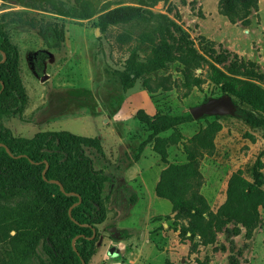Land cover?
Masks as SVG:
<instances>
[{
    "label": "trees",
    "instance_id": "16d2710c",
    "mask_svg": "<svg viewBox=\"0 0 264 264\" xmlns=\"http://www.w3.org/2000/svg\"><path fill=\"white\" fill-rule=\"evenodd\" d=\"M17 1L27 4L26 0ZM30 1L41 10L63 17L91 19L97 15L91 0H74L73 5L60 0ZM136 1L139 7L109 10L95 22L101 33L113 27L123 29L117 39L128 46L129 55L124 69L115 72L123 90L134 88L141 79L142 87L151 95L175 87L187 97L194 88L202 90L209 82L222 95H230L239 107L237 116L264 137V73L259 66L237 54L218 52L210 44L197 49L176 22L150 9L160 0ZM258 1L219 0L218 10L231 21L245 22ZM51 31L62 38L56 27ZM45 40L51 49L61 46L54 39ZM20 60L18 46L0 21V238L11 245L6 264H91L98 252V226L108 216L106 190L114 187L118 176L123 177L131 164L118 167V176L98 169L89 153L105 155L98 137L67 131H41L31 138L14 135L4 120L23 115L29 103ZM173 63L182 67L179 82L157 74ZM135 117L149 133L140 143L135 161L151 145L166 165L155 193L172 205L176 213L172 228L182 244H190V253L215 245L221 233L236 237L244 231L245 239H252L261 226L264 210V153L253 163L250 178L242 169L231 175L226 199L215 211L201 191L205 180L200 165L203 158L215 154V140L223 129L220 120L225 117L207 121L191 137L179 130L195 121L191 114L158 112L150 116L140 109ZM167 132L170 135L162 136ZM177 145L183 147L185 163L169 162V148ZM135 199H131L133 204ZM94 232L96 236L91 239ZM210 263V256L196 262Z\"/></svg>",
    "mask_w": 264,
    "mask_h": 264
},
{
    "label": "rangeland",
    "instance_id": "374dc122",
    "mask_svg": "<svg viewBox=\"0 0 264 264\" xmlns=\"http://www.w3.org/2000/svg\"><path fill=\"white\" fill-rule=\"evenodd\" d=\"M60 1L66 5L74 3V0ZM91 1L97 15L80 19L41 10L30 0H26V5L17 0H0V21L20 50L21 75L29 96L23 115L6 118L4 124L14 135L26 138L41 131L108 137L104 156L95 151L89 153L98 169H107L117 175L118 167L124 168L135 161L140 143L149 135L136 119L135 112L142 109L150 114L186 115L194 106L222 94L206 82L202 90L194 88L187 97L182 96L183 90L179 92L175 87L151 95L142 87L141 79L134 88L124 91L115 76L117 70L124 69L129 55L128 46L117 39L123 29L113 27L105 33L99 30L98 34L95 22L99 15L109 10L139 5L136 0ZM218 3L219 0H160L150 9L176 22L189 34L197 49L210 44L218 52L228 51L256 63L264 73V0L258 1L257 8L245 22L241 19L231 21L221 15ZM54 27L61 33V39L51 31ZM45 37L60 42L61 46L49 48ZM43 54L47 55L41 61ZM181 69L180 64L173 63L157 74L179 82ZM200 73L202 71L198 70ZM214 119L206 116L180 126L179 130L191 137L207 121ZM220 121L223 129L215 140L216 152L212 157L203 158L200 165L205 180L201 191L215 211L226 199L231 175L242 169L250 178L253 163L264 153L261 131L250 128L238 116ZM169 162H186L181 145L169 148ZM160 166L159 156L146 149L137 169L144 176H151L154 183ZM152 183L148 184L150 188ZM136 185L132 183L130 187L123 181H116L113 188L106 190L109 211L100 226L98 248L104 251L100 264H196L206 256L211 257L210 264H264V210L261 226L252 239L246 240L244 231L236 237L221 233L215 245L190 253V244H182L179 233L172 228L176 213L157 216L170 210L171 204L155 197V193L150 197L131 192ZM133 197L136 198L134 204ZM111 228L121 232L119 239L112 236ZM100 251L93 264L102 258ZM10 252L9 241L0 238V264H6Z\"/></svg>",
    "mask_w": 264,
    "mask_h": 264
},
{
    "label": "crops",
    "instance_id": "0c3cea01",
    "mask_svg": "<svg viewBox=\"0 0 264 264\" xmlns=\"http://www.w3.org/2000/svg\"><path fill=\"white\" fill-rule=\"evenodd\" d=\"M136 113L137 112H135L134 114L136 115ZM147 113L150 116H153L154 114H156V113L150 114V112H147ZM162 136H166V135L163 134ZM100 139L102 141L103 148H104V152H105L106 151V148H107V141L109 140V138L107 137V139H105V138L101 137ZM146 149H150L151 151L153 150L152 147L149 148V146H147L144 149V151H143L140 159L138 161H134L129 166V168L125 171L124 176L118 178L117 181L118 182L119 181H123L127 186H130V184H132V183H136L137 185H136L135 190L133 188H131V189H133L131 192H134L135 194L138 193L139 195L144 193V194H148V196L152 197V195H155L156 194L154 192L155 191V188H156V185L159 182L160 174H161L162 170H164L166 168V165H164L161 162V166L159 167L158 175H156V177L154 178V183H152L153 180H152L151 176H144L143 173L142 172H139L138 169H137L138 168V164L140 163V161L144 157V153H145ZM106 172H108V171H106ZM108 174H109V172H108ZM150 182L152 183V188H150L149 185H148ZM155 197H157V196H155ZM171 212L173 213V211H172V205H171V209L170 210H168L165 213H159V214H157V216L158 215H163V214H168V213H171ZM149 219H150V217H149ZM100 226H98L99 231H101L100 230ZM99 251H100V247L98 248V253L93 257V259L91 261V264H93L92 262H93L94 258L99 254ZM102 252H104V251H100V255H101L102 258L99 259V262L97 264H100L103 261ZM109 254H110V250H109Z\"/></svg>",
    "mask_w": 264,
    "mask_h": 264
},
{
    "label": "water",
    "instance_id": "95a60500",
    "mask_svg": "<svg viewBox=\"0 0 264 264\" xmlns=\"http://www.w3.org/2000/svg\"><path fill=\"white\" fill-rule=\"evenodd\" d=\"M97 33L99 34V29H97ZM46 77H43V80H45ZM239 107L234 102L233 98L228 95L224 94L217 98L209 99L208 101L203 102L200 105L194 106L190 110V114L193 116L195 120L201 119L203 117H235L239 113ZM45 174V170L43 172ZM106 175H108V172H105ZM61 189H63L61 187ZM71 214V212H70ZM112 236L115 239H119L121 237V232L118 231L116 228L109 229ZM96 232H94V235L91 239L95 238ZM113 251V249L110 251V253Z\"/></svg>",
    "mask_w": 264,
    "mask_h": 264
}]
</instances>
